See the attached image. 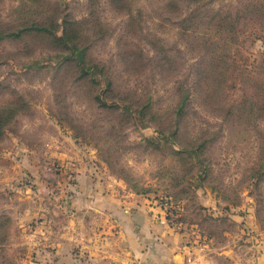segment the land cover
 <instances>
[{
  "label": "rangeland",
  "instance_id": "374dc122",
  "mask_svg": "<svg viewBox=\"0 0 264 264\" xmlns=\"http://www.w3.org/2000/svg\"><path fill=\"white\" fill-rule=\"evenodd\" d=\"M0 264H264V0H0Z\"/></svg>",
  "mask_w": 264,
  "mask_h": 264
},
{
  "label": "crops",
  "instance_id": "0c3cea01",
  "mask_svg": "<svg viewBox=\"0 0 264 264\" xmlns=\"http://www.w3.org/2000/svg\"><path fill=\"white\" fill-rule=\"evenodd\" d=\"M107 205L109 206L107 211H111L116 208V201L113 198H110Z\"/></svg>",
  "mask_w": 264,
  "mask_h": 264
}]
</instances>
